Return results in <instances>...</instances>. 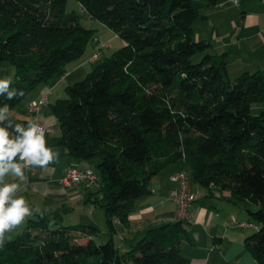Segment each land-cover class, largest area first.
<instances>
[{
  "label": "trees",
  "instance_id": "16d2710c",
  "mask_svg": "<svg viewBox=\"0 0 264 264\" xmlns=\"http://www.w3.org/2000/svg\"><path fill=\"white\" fill-rule=\"evenodd\" d=\"M68 1L0 0V64L14 68L10 87L23 91L11 100L0 96V108L17 109L94 43L95 30L67 10ZM72 1L123 41L49 104L60 129L57 146L74 160L99 161L98 192L90 201L103 210L109 239L96 244L94 224L53 226L34 216L22 234L0 246V257L13 264H188L179 250L185 222L150 228L123 253L113 239L116 221L127 225L150 180L183 163L199 187L256 207L249 215L258 229L244 245L255 264H264V110L252 114L264 103V71L230 79L229 52L211 53L210 42L194 40L195 23L219 1Z\"/></svg>",
  "mask_w": 264,
  "mask_h": 264
},
{
  "label": "crops",
  "instance_id": "0c3cea01",
  "mask_svg": "<svg viewBox=\"0 0 264 264\" xmlns=\"http://www.w3.org/2000/svg\"><path fill=\"white\" fill-rule=\"evenodd\" d=\"M233 2L234 32L229 35V39L227 35H217L218 41L222 39L223 46L231 44L227 47L229 51H225L229 52V56L234 46V64H238L236 76L242 72L264 71V0H234ZM221 4L224 2H219L216 7L203 11L206 19L201 21L202 27L209 23L210 13H213V10ZM211 28L214 32L215 25H211ZM203 40L212 44L211 51L215 50L212 41L208 38ZM83 63H79V60L71 63L66 67L68 74L66 77L52 79L47 84L34 89L24 99L25 106L13 110L11 114L15 119L30 122L37 117L48 126L51 132L45 135L47 146L59 152V162L51 163L45 168L36 166L25 168L24 180L9 175L5 177V182H15L20 185L21 190L17 195L23 196L28 202L32 210L31 217L43 215L47 220V213L55 214L62 211L86 213L87 210V219L84 220L86 222L78 224L99 226L94 218L96 207L90 201L91 197L97 195L98 186L81 183L64 188L59 183L63 174L69 169L91 168L90 163L72 159L66 149L57 146L60 129L56 118L49 110V104L63 98L65 88L74 84L70 82L62 87V83L79 71ZM44 94H48L47 105L36 115L29 113L28 104L38 100ZM261 105L264 110V103ZM181 169L187 170L183 163H176L155 175L148 184L149 194L136 199L131 205L127 225L123 226L116 221L114 236H117L120 241L117 247L119 252L128 251L131 245L144 237L150 228L175 221V206L170 196L175 185L171 182L170 176ZM188 190L194 196V202L189 210L192 221L186 224V236L182 238L179 245L180 253L188 260V264H255L254 257L244 245V240L249 235L229 228L227 225L233 210L239 208L238 203L246 202L235 203L227 191L215 188L203 189L192 179H189ZM231 207L234 209L231 210ZM220 209L224 211L220 212ZM244 209L248 214L253 210H248L246 206ZM248 220L249 218L241 219L242 222H249Z\"/></svg>",
  "mask_w": 264,
  "mask_h": 264
},
{
  "label": "rangeland",
  "instance_id": "374dc122",
  "mask_svg": "<svg viewBox=\"0 0 264 264\" xmlns=\"http://www.w3.org/2000/svg\"><path fill=\"white\" fill-rule=\"evenodd\" d=\"M220 3L224 2V4H221L220 7L217 9L213 10V13H210L209 17V23L204 25L202 27V22L198 21L195 23L194 28H195V34H194V40L199 41L208 38L210 41H212L213 45L215 46V50L211 51V53L215 52L217 55H221L225 51H229L227 48L228 46L230 47L231 44L229 45H222V39L218 41L217 35H227V39H229V35L234 32V0H218ZM68 11L76 10L78 14L80 15V22L81 24L87 28V29H92L95 30L96 37H98L99 42L97 44H93L92 42H89L85 51L84 55L81 57L79 60V63H83L82 67L77 71L76 73L72 74L70 77H68L63 83L62 87L65 86L68 83H76L78 81H81L84 79V77L92 71V69L100 64L106 57H110L113 52L118 50L122 45L123 41L119 39L118 37H114V34L102 23H99L97 21H93L89 19L88 17L85 16L84 12L78 8V5L72 1L69 0L67 2L66 6ZM211 25H215V31H212ZM209 28V29H208ZM223 38V37H222ZM233 40V39H230ZM229 41V40H228ZM228 43V42H227ZM104 44H109V48H103ZM226 47V48H224ZM230 56H229V66H228V71H229V77L230 79H234L236 77V69L238 68V64H234V46L231 48ZM97 53L98 54V59L95 63L90 64L87 62L88 58H90L93 54ZM200 56H196L193 58L194 62H198ZM15 77V70L14 68L9 65L6 62H2L0 64V79H5V78H11L13 79ZM65 97V96H63ZM26 101H22V103L17 107V109H21L22 107L25 106ZM262 105H254L252 107V114L256 115L262 110ZM15 109V110H17ZM14 111H11V114ZM99 161L98 160H93L90 163V168L91 170L95 173L96 176H99V171L97 168ZM190 179V177H189ZM172 201V199H171ZM239 208H233V214L232 216L229 217L228 219V227L229 228H234L237 229L239 232L246 233L248 235H252L255 230L254 229H244L241 227H237L235 223L242 222L241 219H247L249 218V223L255 224L252 219H250V215L245 211L244 206H246L249 209H253L251 211H256V207L249 203L246 202L244 203H238L237 205ZM235 207V206H234ZM95 211V221L99 226H97L100 230V233L98 236L94 239L95 243L100 245L109 239V235L106 231V225H105V217H104V212L102 209L96 207L94 208ZM224 210L220 212H223ZM88 212L86 210V213L83 212H77L73 213L72 211H67V212H60V213H47L46 218L47 221L53 226L55 225H63V226H74L78 225V223H85L87 218ZM225 214H227V211H225ZM43 217V215H41ZM28 218H26L25 222L22 223L20 226L17 228H14L10 232H5L4 234V240L3 243L0 244V246L4 245L7 241L13 240L15 237L18 235L22 234V232L25 230L26 226V221ZM232 219L235 220V223H233ZM100 222V223H99ZM224 227L226 228V223H224ZM114 241H115V246L119 247V238L117 236H114ZM123 253V252H122ZM0 257V264H13L12 260H9V258H4ZM122 264H127L126 262L122 261Z\"/></svg>",
  "mask_w": 264,
  "mask_h": 264
},
{
  "label": "clouds",
  "instance_id": "9594fccd",
  "mask_svg": "<svg viewBox=\"0 0 264 264\" xmlns=\"http://www.w3.org/2000/svg\"><path fill=\"white\" fill-rule=\"evenodd\" d=\"M12 82L11 78L0 79V96L6 94L11 100L23 95L22 90L10 87ZM58 162L59 152L47 146L45 129L40 124L31 122L28 127L14 124L9 105L0 108V244L5 232L12 231L32 216L26 199L17 195L20 185L5 182V177L11 175L24 180L26 167L45 168Z\"/></svg>",
  "mask_w": 264,
  "mask_h": 264
},
{
  "label": "built area",
  "instance_id": "2783aa9c",
  "mask_svg": "<svg viewBox=\"0 0 264 264\" xmlns=\"http://www.w3.org/2000/svg\"><path fill=\"white\" fill-rule=\"evenodd\" d=\"M114 37H117L114 35ZM98 39H94V44H97ZM103 48H109V44H104ZM98 54H93L88 58L87 62L93 64L97 61ZM68 74H64L61 78L66 77ZM48 103V94H44L38 100L32 101L28 105L29 113L36 115L38 114L44 106ZM33 122L40 124L45 129V135L50 133L51 130L48 126L44 125L39 118H35ZM28 168V167H26ZM98 176L95 173L87 168L84 170L79 169H69L67 170L62 178L60 179V185L64 188L71 187L76 184L86 183L90 186H98ZM170 180L174 183L175 188L171 191V199L175 206V220L189 223L192 221V216L189 212L192 203L194 202V196L189 193L188 184H189V173L184 170H178L170 176ZM233 223L235 220L232 219ZM237 227L244 229H254L257 230L258 227L256 224L249 222H239L235 223Z\"/></svg>",
  "mask_w": 264,
  "mask_h": 264
}]
</instances>
